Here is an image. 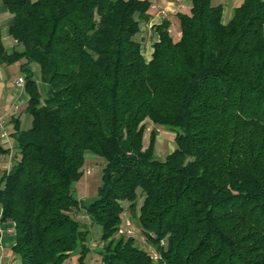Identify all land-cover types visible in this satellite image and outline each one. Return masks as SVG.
I'll list each match as a JSON object with an SVG mask.
<instances>
[{"label":"trees","instance_id":"1","mask_svg":"<svg viewBox=\"0 0 264 264\" xmlns=\"http://www.w3.org/2000/svg\"><path fill=\"white\" fill-rule=\"evenodd\" d=\"M3 1L18 48L0 34V64H36L52 91L42 103L22 66L32 124L15 120V163L0 178V221L16 232L5 264H86L92 230L72 215L82 207L104 264H264V0H243L228 21L222 3L191 0L180 40L168 21L155 26L150 60V0ZM146 121L175 133L164 159L156 131L144 147ZM88 153L104 167L84 205ZM125 203L157 258L117 236Z\"/></svg>","mask_w":264,"mask_h":264},{"label":"crops","instance_id":"2","mask_svg":"<svg viewBox=\"0 0 264 264\" xmlns=\"http://www.w3.org/2000/svg\"><path fill=\"white\" fill-rule=\"evenodd\" d=\"M150 1L152 3L150 8L151 20L149 23L143 25L140 33V37L143 39V52L148 60L151 59L153 45L159 38L155 26L161 25L164 21H168L170 23L169 32L172 37L175 41L180 40L181 28L177 14H189L192 7L191 0ZM215 1L217 2V0ZM242 2L243 0H219L217 2L224 5V21H228L231 18L234 8ZM12 23L13 15L8 11L4 1L0 0V34L3 45L8 52H12L18 48L15 40L10 35ZM22 66H25L26 69L34 73V78L38 82L42 93V103H44L45 98L49 97L52 92L51 88L41 81L36 64H26L25 60L14 64H0V144L10 150L8 154L0 157V164L1 162L8 161L9 158H14L17 154L16 144L13 138L15 120L20 122L23 130L29 129L32 124L30 115L26 113V107L29 102L26 83H19L21 78L25 79ZM89 203L83 204L87 205ZM15 242L16 232L14 224L0 221V264L14 262L15 257L12 248ZM101 245L100 238L98 240L92 239V252L88 255L86 264H104L101 257L95 252V249ZM66 264H78V256L71 257Z\"/></svg>","mask_w":264,"mask_h":264},{"label":"rangeland","instance_id":"3","mask_svg":"<svg viewBox=\"0 0 264 264\" xmlns=\"http://www.w3.org/2000/svg\"><path fill=\"white\" fill-rule=\"evenodd\" d=\"M219 0H217L218 2ZM216 2V3H217ZM148 35V34H147ZM148 37V36H147ZM31 117V116H30ZM32 119V117L30 118ZM145 137H144V147L147 148L150 143V136L152 131L157 132V140L155 146V154L158 159H164L169 153L173 152L176 148L175 143V133L167 130L160 126H155L150 121L145 123ZM16 156V155H15ZM15 163V157L9 158L8 161L1 162L0 164V178L5 171H9L13 164ZM104 167V161L94 154L88 153L86 155V163L83 168L84 175L82 179L76 185V194L78 199L83 203H89L92 201L98 192V187L101 183V172ZM143 200L140 197L138 204L141 206ZM73 217L80 221L81 224L89 227L92 230L93 239L98 240L100 237V230L98 227L94 226L87 216L85 209L79 208L74 210L72 213ZM122 228L133 231V235L139 246L143 249L149 251L155 258L157 254L154 249H151L149 243L147 242L145 236L140 232L137 217L133 212H131L129 204L125 203V212L123 215Z\"/></svg>","mask_w":264,"mask_h":264},{"label":"built area","instance_id":"4","mask_svg":"<svg viewBox=\"0 0 264 264\" xmlns=\"http://www.w3.org/2000/svg\"><path fill=\"white\" fill-rule=\"evenodd\" d=\"M19 83H20V84H25L24 79L21 78V79L19 80ZM133 234H134L133 231L128 230V229H124V228H122V226H121L120 229H119V231H118L117 236L134 237Z\"/></svg>","mask_w":264,"mask_h":264}]
</instances>
